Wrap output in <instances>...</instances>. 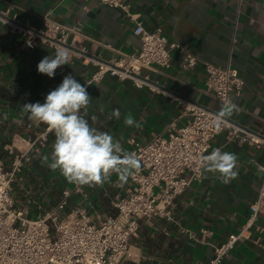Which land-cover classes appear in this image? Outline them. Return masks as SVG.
<instances>
[{"label":"crops","instance_id":"1","mask_svg":"<svg viewBox=\"0 0 264 264\" xmlns=\"http://www.w3.org/2000/svg\"><path fill=\"white\" fill-rule=\"evenodd\" d=\"M125 1L147 30L160 27L166 37L180 41L198 60L183 70L181 54L173 51L169 67L142 70L139 76L145 82L141 85L108 74L89 84L87 118L92 126L109 132L131 151L129 136L148 140L184 123L188 116L183 105L218 111L221 103L204 85V63L211 62L229 64L244 78L241 93L229 98L240 112L227 121L264 141V0ZM44 18L66 25L79 23L81 29L67 46L68 65L58 68L53 78L38 73L37 65L45 56L54 55L55 48L43 42L28 48L15 30L27 24L38 28ZM132 28L133 21L124 11L96 0H0V164L7 168L16 152L28 151L30 159L17 173L12 196L16 205L27 207L29 217L49 210L62 190L75 185L59 171L42 165V158L51 153L55 134L29 120L23 104L43 103L69 74L85 84L98 59L133 53L139 39ZM117 109L119 119L112 116ZM129 113L140 127L124 124ZM217 147L239 157L237 177L228 184L213 174L192 181L176 196L172 221L141 222L139 232L129 240L130 256L121 264H202L212 258L214 245L240 232L242 236L218 264H264V214L247 221L264 176L257 168L264 165V143L242 142L222 130L209 151ZM128 185L129 181L121 183L113 175L112 182L102 186H78L70 194L66 212L80 205L98 222L116 212L111 200ZM189 230L195 237L188 235Z\"/></svg>","mask_w":264,"mask_h":264},{"label":"built area","instance_id":"2","mask_svg":"<svg viewBox=\"0 0 264 264\" xmlns=\"http://www.w3.org/2000/svg\"><path fill=\"white\" fill-rule=\"evenodd\" d=\"M96 1L120 8L129 16L133 21L132 33L138 37L139 45L133 53L119 52L106 62L96 61V69L84 85L97 83L107 74L120 79L131 78L136 85H141L145 82L138 77L142 70L169 67L173 51L181 54V69L196 64L198 56L180 41L166 37L160 27L147 30L143 21L130 13L125 0ZM15 30L24 37L28 48L43 42L56 49L72 45L74 36L79 35L81 29L79 23L66 25L44 18L38 28H30L27 24L16 26ZM204 67L205 91L221 105L231 94L241 93L244 78L236 68L211 62H205ZM183 106L187 120L167 128L166 134H154L143 141L133 135L128 137L131 151L136 152L141 161L140 171L128 180V188L112 198L116 212L98 222L92 221L80 205L66 212L70 194L78 190L77 185L62 190L61 198L49 210L29 217L27 207L16 205L12 196L17 173L30 159L28 151L16 152L7 168L0 164V264H121L130 256L129 240L139 232L142 221L173 220L176 196L192 181L201 180L199 156L210 153L211 142L218 133L227 130L228 136L238 137L242 142L264 143L228 121L221 131L214 130L212 120L219 110ZM259 214H264V176L256 199L250 204L248 223ZM201 232L206 234L207 230L201 229ZM187 233L195 237L190 230ZM241 236V232L229 234L223 242L214 245L212 258L202 264H218Z\"/></svg>","mask_w":264,"mask_h":264},{"label":"clouds","instance_id":"3","mask_svg":"<svg viewBox=\"0 0 264 264\" xmlns=\"http://www.w3.org/2000/svg\"><path fill=\"white\" fill-rule=\"evenodd\" d=\"M70 50L58 46L54 55L41 59L37 65L40 74L53 78L56 70L68 65ZM91 96L86 85L81 84L72 74L64 76L62 82L51 90L43 103H25L23 110L28 119L47 127L54 132L55 141L49 155L42 158V165L52 171H59L66 181L77 186H102L112 182L115 175L121 183H127L140 171L141 161L134 151H126L120 140L109 132L100 131L89 122L88 109ZM240 112L232 99L223 101L212 120V127L221 131L227 119ZM112 116L120 118L119 110ZM129 127H140L132 114L124 119ZM239 157L217 147L209 154L199 156V170L205 174L216 175L222 184H228L238 175ZM252 163H256L252 161ZM264 172V166L257 165Z\"/></svg>","mask_w":264,"mask_h":264},{"label":"water","instance_id":"4","mask_svg":"<svg viewBox=\"0 0 264 264\" xmlns=\"http://www.w3.org/2000/svg\"><path fill=\"white\" fill-rule=\"evenodd\" d=\"M69 47V45H67ZM85 53V52H84ZM99 61H103V62H106V60H103V59H98ZM138 77H142V76H138Z\"/></svg>","mask_w":264,"mask_h":264}]
</instances>
